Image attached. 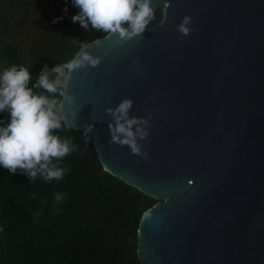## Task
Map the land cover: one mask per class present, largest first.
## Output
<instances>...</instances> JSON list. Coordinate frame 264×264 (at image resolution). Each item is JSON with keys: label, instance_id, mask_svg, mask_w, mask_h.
I'll list each match as a JSON object with an SVG mask.
<instances>
[{"label": "water", "instance_id": "obj_1", "mask_svg": "<svg viewBox=\"0 0 264 264\" xmlns=\"http://www.w3.org/2000/svg\"><path fill=\"white\" fill-rule=\"evenodd\" d=\"M152 7L162 20L143 39L82 47L101 63L72 73L78 113L66 126L92 125L104 170L159 200L140 223L143 264H264V0ZM186 15L192 31L181 40ZM124 98L132 116L151 114L147 159L109 143L105 110Z\"/></svg>", "mask_w": 264, "mask_h": 264}, {"label": "trees", "instance_id": "obj_2", "mask_svg": "<svg viewBox=\"0 0 264 264\" xmlns=\"http://www.w3.org/2000/svg\"><path fill=\"white\" fill-rule=\"evenodd\" d=\"M78 12L71 0H0V72L28 67L32 87L44 65L51 70L107 36L73 23ZM162 16L160 8L155 19ZM0 122L7 126V111ZM83 133L66 125L54 132L79 146L59 162L66 169L59 181H30L0 166V264H143L138 231L159 200L105 171ZM55 193L65 198L57 203Z\"/></svg>", "mask_w": 264, "mask_h": 264}, {"label": "clouds", "instance_id": "obj_3", "mask_svg": "<svg viewBox=\"0 0 264 264\" xmlns=\"http://www.w3.org/2000/svg\"><path fill=\"white\" fill-rule=\"evenodd\" d=\"M71 2L79 9L78 14L72 17L73 23H79L84 30L91 27L109 36L118 35L119 41L124 43L143 39L147 26L155 19L152 0ZM191 24L192 17L186 15L177 26L181 40L191 34ZM85 49L51 70L44 65L32 87H29L32 77L28 67L13 65L0 72V113L7 111L9 114L7 126H0V166L10 173L16 174L19 169L30 181L38 175L45 181L63 179L66 169L59 162L79 148L71 139L62 140L54 134L68 125L69 117L73 125L77 119L78 111L72 110L76 98L66 91L68 82L72 73L88 67L96 68L101 63L99 56H93ZM133 105L132 99L124 98L115 108L105 110L111 117L108 123L109 143L127 146L132 155L147 159L148 153L143 150L141 142L149 136L151 114L140 118L132 116ZM92 131L93 126L86 125L83 134L89 137ZM54 195L57 203L65 198L62 193Z\"/></svg>", "mask_w": 264, "mask_h": 264}]
</instances>
